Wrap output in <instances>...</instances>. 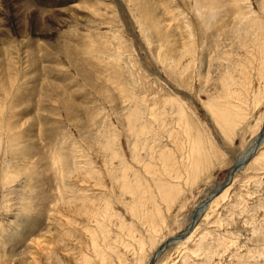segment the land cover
Here are the masks:
<instances>
[{
  "label": "rangeland",
  "instance_id": "rangeland-1",
  "mask_svg": "<svg viewBox=\"0 0 264 264\" xmlns=\"http://www.w3.org/2000/svg\"><path fill=\"white\" fill-rule=\"evenodd\" d=\"M138 2L0 0V120L6 121L8 113L11 121L21 119L17 137L21 133V146L30 149L25 157L19 148L4 144L0 154V264H149L161 246L165 248L152 264H264V141L256 154L234 171L230 183L214 195L264 129V0H143L141 6ZM223 2L232 11L230 18L221 19ZM229 28H233L232 33H228ZM186 50L191 52L190 68L184 66L177 72V60ZM240 60L248 62L245 65L251 68L252 73L247 74L252 81L247 82L246 93L240 94L244 97L242 107L229 106L239 109L235 112L238 117L232 119L236 122L232 123V132V127L225 130L218 123L203 90L219 85L211 83L218 82L211 78L214 71L220 73L222 67L215 70L218 63L229 65L232 68L228 73L238 76L234 69H238ZM210 69L214 70L208 84ZM102 83L108 87H102ZM120 87L125 92L133 88L136 91L133 89L128 98L124 92L122 97L116 90ZM111 93L117 101L112 102ZM67 97L78 105L66 107ZM15 112L20 115L15 116ZM133 117L138 123L134 129L129 125ZM105 123L111 136L101 133ZM145 125L144 131L139 128ZM77 126H86L88 132L83 129L81 135ZM105 135L106 140L112 137L113 146L108 153L103 151L113 160L108 166L89 152L98 140L106 141L101 138ZM94 136L101 139L91 140ZM180 138L192 143L202 138L205 145L199 153L204 156L197 152L192 155L188 147L195 146L188 145L187 140L188 149L181 150L177 145ZM166 145L175 151L171 149L172 160L161 157ZM74 148L87 153L95 165L99 162L104 168L102 177L112 180L105 198H110L111 206L96 213L91 230L79 229L81 237L76 243L70 234L85 223L77 225V219H73L74 224L62 221L59 207V201H66L69 195L67 179L61 177L63 173L68 175L74 165ZM120 152L130 160L129 167L123 169V175L127 172L124 181L128 179L132 187H138L142 199L138 193L139 197L131 199L126 192L131 186L126 181L120 188L116 172L109 168L120 166L115 158ZM6 162L13 167L33 164L41 170L31 194L27 180L7 172L11 166L6 168ZM101 186H95V195L104 190ZM168 190L174 196L171 203L165 197ZM121 191L125 196H119ZM101 198L99 194L98 201ZM209 198L211 204L204 205ZM133 199L140 206L147 204L149 213L162 209L164 219L159 216L150 223L147 212L144 216L131 209L139 207ZM24 201L33 206L31 213L25 214ZM168 203L173 204L171 209ZM194 210H199L196 223L191 220ZM149 223L154 224L152 228ZM193 225L188 236L174 240ZM169 239L172 241L164 245Z\"/></svg>",
  "mask_w": 264,
  "mask_h": 264
},
{
  "label": "bare ground",
  "instance_id": "bare-ground-1",
  "mask_svg": "<svg viewBox=\"0 0 264 264\" xmlns=\"http://www.w3.org/2000/svg\"><path fill=\"white\" fill-rule=\"evenodd\" d=\"M139 2V5H140V1H143V0H138ZM243 1V0H242ZM192 2V1H191ZM219 2V1H218ZM217 2V3H218ZM234 2H236V1H234ZM132 3V2H131ZM221 3V2H220ZM142 4V3H141ZM146 4V3H145ZM219 4V3H218ZM248 4V3H247ZM138 5V6H139ZM141 6V5H140ZM253 6V5H252ZM218 7H220L221 8V6H219L218 5ZM142 8V7H141ZM151 9V8H150ZM149 9V10H150ZM230 9H231V7H230ZM30 10V9H29ZM148 10V9H147ZM221 10L223 11V16H221V19L224 17V16H226L225 18H230V16H231V14H232V11L231 10H229L228 9V7L225 5L224 6V2H223V5H222V8H221ZM152 12H154L153 10H151ZM225 11V12H224ZM31 12V11H30ZM139 12H140V10H139ZM144 12V11H143ZM149 12L150 11H147V13L146 14H148L149 15ZM151 12V13H152ZM238 12V11H237ZM145 14V15H146ZM240 14V13H239ZM151 16V15H150ZM149 16V17H150ZM153 16V15H152ZM154 16H156V15H154ZM240 17V16H239ZM145 18V17H144ZM156 18V17H155ZM220 19V18H219ZM220 19V20H221ZM157 20V19H156ZM246 20V18L244 19V21ZM147 21H149V20H147ZM150 21H151V19H150ZM253 21V20H252ZM154 22V21H153ZM157 22V21H156ZM226 23H227V21H226ZM161 24V23H160ZM159 24V25H160ZM154 25V24H153ZM147 26V25H146ZM146 26H145V28H146ZM162 26V25H161ZM156 27V26H155ZM162 27H164V26H162ZM165 28V27H164ZM249 29V28H248ZM156 31H157V28H156ZM228 33H232V31H233V28H229L228 30ZM160 32V31H159ZM158 32V33H159ZM164 32H165V30H164ZM155 33V32H154ZM3 34V33H2ZM99 34V33H98ZM172 34V33H171ZM175 34V33H174ZM101 35V34H100ZM148 35V34H147ZM165 36H166V34H165ZM164 36V37H165ZM259 37V36H258ZM94 38V37H93ZM166 38V37H165ZM236 38V37H235ZM234 38V39H235ZM260 38V37H259ZM156 39V38H155ZM164 39V38H163ZM262 39V38H261ZM95 40V39H94ZM230 40V39H229ZM73 41V40H72ZM172 41V40H171ZM175 42V41H174ZM179 42V41H178ZM164 44V43H163ZM84 45V44H83ZM175 45V44H174ZM195 45V44H194ZM255 45V44H254ZM166 46V45H165ZM172 46H173V44H172ZM196 46V45H195ZM218 46H220V45H218ZM258 46H259V42H258ZM11 47V46H10ZM175 47V46H174ZM185 47V46H184ZM75 48V47H74ZM95 48V47H94ZM179 48V47H178ZM218 48V47H217ZM76 49V48H75ZM175 49V48H174ZM239 49H241V48H239ZM243 49V48H242ZM77 50V49H76ZM93 50V49H92ZM96 51L97 52H99L97 49H96ZM182 51V50H181ZM30 52V51H29ZM180 52V51H179ZM241 52V51H240ZM242 52L243 53H245L243 50H242ZM241 52V53H242ZM93 52H91V56L92 55H94V54H92ZM242 53V54H243ZM219 54V53H218ZM86 55V54H85ZM103 55V54H102ZM241 56H243V55H241ZM245 57V56H244ZM65 58V57H64ZM91 58H93V57H91ZM206 58V57H205ZM261 58V57H260ZM29 59V58H28ZM96 59V58H95ZM94 59V60H95ZM106 59V58H105ZM177 59V58H176ZM190 59H191V52L189 51V50H186L185 51V53L184 54H181L180 55V57H179V59L177 60V63H176V71L178 72V71H182V70H184V66H187V67H189V63H190ZM90 60V59H89ZM101 60V59H100ZM99 60V61H100ZM215 60H216V57H213V61H212V63H214L215 62ZM245 60V59H244ZM259 60V59H258ZM14 61V60H13ZM12 61V62H13ZM16 61V60H15ZM102 61V60H101ZM10 62V61H9ZM18 62V61H17ZM33 62V61H32ZM31 62V63H32ZM88 62V61H87ZM95 62H97V61H95ZM238 62V61H237ZM241 62V60L239 61V63ZM260 62V61H259ZM26 63V62H25ZM34 63V62H33ZM92 63H93V61H92ZM211 63V64H212ZM242 63V62H241ZM238 64L237 63V70H235L234 68V72L236 71L237 72V74H239L238 76H237V78H236V76H234L233 75V73L232 74H230L231 72H229L228 73V69L230 70L232 67H230L229 65L227 66V67H223L222 65H221V63H218L217 65H216V69L215 70H218V69H220L221 67V69H220V73L218 72V74L216 75V73H215V71H214V75L211 77V72L214 70V69H210L209 70V73H208V75L206 76L207 78H206V80H207V83L208 84H210V81H209V79H210V77L212 78V79H215L216 81H218V82H211V83H218L219 85H215V87H213L212 89H208V88H206V86L204 87V90H203V92H205L206 94H207V97H208V99H209V105H210V109L212 110V113L214 114V116L216 117V119H217V121H218V123H220V125H221V127L223 128V129H230V127H232V125L234 124V123H236V122H232L233 120V118H235L236 117V115H237V113H235V112H238V110L237 111H235L234 110V108H230L229 106L231 105V106H238L239 108H241L242 106H241V104L244 102V97L243 96H240V94H244V93H246V91L244 90V88L248 85V83L250 82V80L249 79H251V81H252V76L249 78L248 77V74L250 73H252L251 72V68H249V66L248 65H245V64H247V63H245L244 64V62L242 63V64ZM261 63V62H260ZM260 63L258 64V65H260ZM24 64V63H23ZM44 64V63H43ZM207 64V63H206ZM22 65V64H21ZM98 65V64H97ZM213 65V64H212ZM251 65V64H250ZM83 66V65H82ZM257 66V65H256ZM14 67V66H13ZM88 67V66H87ZM115 68H116V66H114ZM258 67V66H257ZM25 68V67H24ZM23 68V69H24ZM114 68V69H115ZM190 68V67H189ZM3 69V68H2ZM261 69H263V68H261ZM110 70V69H109ZM257 70V69H256ZM46 71V70H45ZM91 71H93V70H91ZM115 71V70H114ZM258 71V70H257ZM262 71V70H261ZM14 72V71H13ZM21 72H22V70H21ZM217 72V71H216ZM235 72V73H236ZM249 72V73H248ZM234 73V74H235ZM248 73V74H247ZM240 74L243 76H240ZM264 74V73H263ZM104 75V74H103ZM91 77H93L92 75H90ZM239 77H242V78H240V79H238ZM94 78V77H93ZM114 78H116V77H114ZM114 78H113V80H114ZM90 79V78H89ZM92 79V78H91ZM117 79V78H116ZM93 80V79H92ZM122 80V79H121ZM94 81V80H93ZM116 81V80H115ZM22 82V81H21ZM48 82V81H47ZM54 82V81H53ZM125 82V81H124ZM248 82V83H247ZM263 82V81H262ZM30 83V82H29ZM94 83V82H93ZM112 83V82H111ZM122 83V82H121ZM2 84V83H1ZM56 84V83H55ZM109 84V83H108ZM114 84H116V86L118 85L119 86V84H117V83H114ZM125 85H126V83H124ZM7 85V84H6ZM53 85H54V83H53ZM103 85L105 86V84H103L102 83V87H103ZM113 85V84H112ZM264 85V84H263ZM55 86H57V85H54V87ZM59 86V85H58ZM114 86V85H113ZM128 86V85H127ZM212 86V85H211ZM214 86V85H213ZM259 86V85H258ZM257 86V87H258ZM69 87V86H68ZM105 87H108V86H105ZM109 87H110V85H109ZM112 87V86H111ZM209 87V86H208ZM124 88V87H123ZM128 88V87H127ZM63 89V88H62ZM110 89V88H109ZM113 89V88H112ZM126 89V88H125ZM130 89V88H129ZM134 89V88H133ZM133 89H131V92H132V90ZM238 91H237V90ZM116 90H118V92H119V94L123 97L124 96V90H122L121 89V87H120V89L119 88H117ZM241 90H244V91H241ZM260 90V89H259ZM108 91V90H107ZM134 91H136L135 89H134ZM241 91V92H240ZM249 91V90H248ZM255 91H256V89H255ZM110 92H112V91H110ZM128 89H126V94H125V97H127L128 98V95L131 93ZM62 93V92H61ZM97 93V92H96ZM104 93H106V90H105V92ZM116 93V92H115ZM136 93V92H135ZM248 93V92H247ZM256 93V92H255ZM47 94V93H46ZM62 94H64V93H62ZM69 94V93H68ZM118 94V93H117ZM43 95V94H42ZM76 95V94H75ZM111 95V99H112V102L113 101H117L113 96H115L114 94H110ZM257 95V94H256ZM262 95V94H261ZM264 95V94H263ZM61 96H63V95H61ZM65 96V95H64ZM68 96V95H67ZM73 96V95H72ZM45 97V96H44ZM43 98V97H42ZM55 98V97H54ZM109 98V97H108ZM264 98V97H263ZM53 99V98H52ZM65 100H66V98H64ZM67 99H68V97H67ZM125 99V98H124ZM139 99V98H138ZM246 99V98H245ZM56 100H58V98L56 99ZM81 100V99H80ZM79 100V101H80ZM110 100V99H109ZM60 101V100H59ZM61 101H62V99H61ZM75 101V100H74ZM129 101V100H128ZM243 101V102H242ZM54 103H56L55 101H54ZM61 103V102H60ZM62 103H64L63 101H62ZM140 103V102H139ZM64 104H66V107H69V108H74V106L76 107V105H78V104H75L74 105V103L70 100L69 101V99L66 101V103H64ZM64 104H63V107H62V109H64ZM116 104V103H115ZM119 104V103H118ZM19 105V104H18ZM113 105V104H112ZM133 105V104H132ZM17 106V104H15L12 108H15ZM117 106V105H116ZM244 106V105H243ZM4 107H5V104H4ZM7 107V109H8V106H6ZM5 107V108H6ZM27 107V106H26ZM114 107V106H113ZM112 107V108H113ZM181 107V106H180ZM0 108H3V106H1ZM68 108V109H69ZM78 108V107H77ZM143 108H145L144 106H142V109ZM50 109V108H49ZM48 109V110H49ZM51 109H52V107H51ZM66 110H68L67 108H65ZM109 109V108H108ZM117 109V108H116ZM116 109L114 108V110L116 111ZM53 110H55L54 108H53ZM53 110H51L52 112H55V111H53ZM66 110H64V111H66ZM70 110V109H69ZM112 110V109H111ZM119 110H120V108H119ZM180 110V109H179ZM242 110V109H241ZM1 111H3V110H1ZM63 111V110H62ZM63 111V112H64ZM71 111H74V109L73 110H71ZM78 111V110H77ZM118 111V110H117ZM4 112V111H3ZM23 111H21V113H22ZM49 112V111H48ZM51 112V113H52ZM62 112V113H63ZM67 112H69V111H67ZM75 112V111H74ZM174 112V111H173ZM180 112V111H179ZM240 112V111H239ZM26 113H28V112H26ZM56 113V112H55ZM66 113V112H65ZM116 113V112H115ZM3 114V113H2ZM23 114V113H22ZM50 114V113H49ZM68 114V113H67ZM116 114H118V113H116ZM121 114V113H120ZM20 115V113H18V112H15V116H19ZM57 115V114H56ZM76 115V114H75ZM241 115V114H240ZM2 116V115H1ZM6 116V121H3V120H0V154H1V151H2V149H3V147H4V144L6 145V147L7 148H11V146H13V147H16L17 148V150H18V148H19V151H20V153L21 154H24V156L25 157H27L28 156V151L30 150L29 149V147L28 146H26V145H23V147L21 146V144H22V142H23V140L21 141V133H20V135H19V137H17V130H18V128H19V122H20V120L18 119V120H14V121H11L10 120V118H11V115H9V113L8 114H6L5 115ZM68 116V115H67ZM243 116V114L241 115V117ZM3 117H4V115H3ZM3 117H1V118H3ZM36 117V116H35ZM71 117V116H70ZM237 117H238V115H237ZM37 118V117H36ZM43 118V117H42ZM74 118L77 120V118L78 117H75L74 116ZM73 118V119H74ZM14 119V118H13ZM48 119V118H47ZM46 119V120H47ZM73 119H71V120H73ZM74 119V120H75ZM238 119V121H239V118H236V120ZM241 119V118H240ZM51 120V119H50ZM73 120V121H74ZM76 120H75V122H76ZM134 120V117L132 118V121H129V125H130V127H132L133 129L134 128H136V127H138L137 126V120L136 121H133ZM235 120V119H234ZM37 121V120H36ZM42 121V120H41ZM53 121V120H52ZM177 121V120H176ZM237 121V122H238ZM241 121V120H240ZM243 121V120H242ZM82 122H84L83 120H82ZM178 122H180V123H184V122H181V121H178ZM23 123V122H22ZM31 123V122H30ZM44 123V122H43ZM78 123H79V121H78ZM171 123V122H170ZM233 123V124H232ZM80 124H82V123H80ZM94 124V123H93ZM108 124V123H107ZM107 124L105 123V125L106 126H104L105 127V129H104V131L103 132H101V133H104V134H109L110 136H111V134H110V132H111V130H110V127L109 126H107ZM179 124V123H178ZM184 124H186V123H184ZM30 125H32V124H30ZM182 125V124H181ZM236 125H239V123L238 124H236ZM21 126V125H20ZM39 126V125H38ZM123 126H125V125H123ZM188 126V125H187ZM3 127H5V132L3 131ZM30 127V126H29ZM94 127V126H93ZM112 127V126H111ZM146 127V125L145 126H141V127H139L141 130H143L144 128ZM181 127V126H180ZM77 128H78V131H79V133L82 135L83 133L81 132L83 129H84V132H88V130L86 129V126H83V127H80V126H77ZM189 128V127H188ZM236 128V130H237V126L235 127ZM90 129V128H89ZM128 129V128H127ZM132 129V130H133ZM174 129V128H173ZM179 129H181V128H179ZM28 130V129H27ZM34 130V129H33ZM124 130H126L125 128H124ZM123 130V131H124ZM130 130V129H129ZM182 130V129H181ZM186 130V129H185ZM233 130H234V128L232 127V132H233ZM235 130V131H236ZM23 131V130H22ZM90 131H92V129H90ZM128 131V130H127ZM144 131V130H143ZM147 131V130H146ZM184 131V130H183ZM234 131V132H235ZM142 132V131H141ZM187 132V131H186ZM31 133V132H30ZM100 133V134H101ZM130 134H131V132H129ZM6 135V141H5V135ZM126 134V133H125ZM148 134V133H147ZM188 134V133H187ZM4 135V136H3ZM181 135V134H180ZM191 135V134H190ZM233 135V134H232ZM2 136H3V138H2ZM102 136V135H101ZM107 135H105L104 137H101V138H103V139H105V137H106ZM174 136V135H173ZM176 136V135H175ZM189 136V134L187 135V137ZM196 136L197 135H195V139H196ZM24 137H25V135H24ZM23 137V138H24ZM29 137V136H28ZM147 137V136H146ZM146 137H144V139L146 138ZM191 136H189V138H190ZM192 137H193V135H192ZM261 137H263L262 139H261ZM34 137H32V139H33ZM97 138L99 139L100 137H96V136H94L92 139H91V137H90V139L91 140H97ZM100 138V139H101ZM107 138V137H106ZM111 138L112 137H110L109 138V140L107 139H105L106 141L105 142H103V140H101V141H99L98 140V142L97 143H95L94 145H92L91 146V148H90V154H93L94 153V155H98V157L101 159V161H103L104 163H106V165L108 166L110 163H112L113 162V160H112V158L110 157V156H106L104 153H103V151H107V153H108V151L111 149V147H113L112 146V143H111ZM188 138V139H189ZM27 139V138H26ZM76 139V138H75ZM89 138L87 139V141H86V144H88V142H89V140H90ZM179 139V138H178ZM202 139V138H201ZM197 139L194 143H192V140H191V142L189 141V140H187V138L186 139H183V138H180V140H179V144H177L178 145V147L181 149V150H186V149H190V151H191V154L192 155H196V152L197 153H199L200 151H202V148L204 147V140L202 139ZM113 140V139H112ZM121 140V139H120ZM119 140V141H120ZM186 140L188 141V145L189 144H191L192 143V145H194L195 146V148L193 147V149H191L192 147H188L187 148V143H186ZM209 140H211V139H209ZM168 141H170L169 139H168ZM263 141H264V129H263V131L261 132V134L259 135V137H258V139L256 140V142L250 147V148H248L247 149V151H246V153H245V155L244 156H241V158L239 159V162H238V164L236 165V167L234 166L231 170H230V173H229V175H228V180L226 181V182H224V184H223V187L225 186V185H227V184H229L230 183V179H231V177H232V175H233V173L234 172H232L234 169L236 170V169H238V168H240V167H242V166H244V164L249 160V157L251 158L254 154H256L255 152H256V149H257V147L258 146H260L262 143H263ZM80 142H83V140L82 141H80ZM103 143H104V146H102L103 145ZM172 143V142H171ZM174 143V142H173ZM10 144V145H9ZM114 144V143H113ZM168 144V143H167ZM210 144H212V143H210ZM85 145V144H84ZM119 145H121L120 144V142L118 143V147H119ZM137 145V144H136ZM165 145V144H164ZM169 145H171V144H169ZM103 147H105V149H107V150H104V148ZM117 147V148H118ZM166 147H167V149L165 148V151L163 152V153H161V157H163V156H167L168 158H170L171 160L174 158L173 157V155H172V151H173V149H172V147H171V149H172V151H171V149H168V147L169 146H167L166 145ZM124 148V147H123ZM135 148V147H134ZM164 148V147H163ZM174 148H176V147H174ZM178 148V149H179ZM15 149V148H14ZM6 151V150H5ZM73 151V153H74V155H73V160H74V165H73V167L72 168H70V172H68V175H65L64 173H63V175H62V173H61V175H62V177H61V179L62 178H66L67 179V182H68V187H66L67 188V190H68V192L69 193H67V197H66V201H59V207L61 208V210L63 211V213H62V221H65V220H68L67 222H72V224H74L73 223V219H74V222L76 221V219L78 220V223H77V225L78 224H82V223H85L84 224V226H79V227H77L76 229H75V231L73 232V233H71L70 234V238H74V241L73 242H75V240L76 239H79V237H81L80 235H81V231L79 230L81 227H83L84 229H86V230H91V228H92V222L93 221H95V218L94 217H96L97 216V212L98 211H104L105 209H106V207L107 206H111L110 204V200L108 201V198L109 197H107V199H105L106 198V196H107V194L109 193L108 192V190H107V186H108V183L111 181L112 182V180L110 179H107L106 177L104 178V177H102V174L104 173L103 171H104V168H102V167H100L101 165H99V162L97 163V165H95L94 163H95V161L91 158H88L87 156V153H82V152H80V151H78L77 149H75L74 148V150H72ZM14 152V150H11L10 151V153L12 154ZM173 152H175V151H173ZM177 152V151H176ZM8 153H9V151H8ZM202 153V152H201ZM16 153H13V156L15 155ZM34 154V153H33ZM9 155V154H8ZM199 156H201V157H203L204 155L203 154H201L200 155V153L198 154ZM12 156V155H11ZM17 156H18V153H17ZM56 156H58V155H56ZM184 156V155H183ZM199 156H198V158H199ZM24 157V158H25ZM32 157V156H31ZM59 157V156H58ZM58 157H56V158H58ZM63 157V155L62 156H60V158L61 159H63L62 158ZM16 158V157H15ZM20 158V157H19ZM96 158V157H95ZM115 158H117L118 159V162H120V166H118L117 168H114V167H109L111 170H113L114 172H116V174L117 175H115V179H116V181H117V179H119V181H120V188H121V186L123 187L124 186V183L127 181V184H128V186L130 185L129 183H128V179H126V181H124L125 180V178H126V175H127V172L125 173V175H123L124 174V170L126 169V168H128L127 167V164L129 163V161L128 160H126L125 159V156H123V154L120 152L119 153V156L118 155H116V157ZM122 158L124 159V160H122ZM183 158V157H182ZM185 158V157H184ZM26 159H28V158H26ZM59 159V158H58ZM170 159H169V161H170ZM201 158H199V160L197 159V162H200L201 160H200ZM96 160V159H95ZM11 161V160H10ZM23 161V160H22ZM140 161V160H139ZM151 161V160H150ZM169 161H167V162H169ZM18 161H16V163H17ZM24 162V161H23ZM173 162V161H172ZM14 163V162H13ZM55 163V161L53 162V164ZM166 163V162H165ZM146 164V163H145ZM148 164V163H147ZM154 164V163H153ZM172 164H174V163H171V164H169V166H171L172 167ZM188 164V163H187ZM105 164H104V167L106 168V170L108 169V171L110 172V169L106 166ZM130 165V164H129ZM150 166H151V162H150V164H149ZM11 166V167H10ZM97 166V167H96ZM177 166V165H176ZM11 168V170H7V172L8 171H12V173H13V175L17 178V179H21V180H27V183H26V185H27V190L30 192L29 194H31V192L32 191H34V189L36 188H34V186H35V182H37V181H39V179H40V174H41V170H39V169H37L38 167H36L35 165L33 166V164L32 165H28V164H25L24 163V165L21 167H13V165H12V163H8V162H6V168ZM178 167V166H177ZM62 168V167H61ZM197 168V167H196ZM2 169H3V167H2ZM124 169V170H123ZM159 169V168H158ZM64 170V169H63ZM100 170V171H99ZM122 170H123V172H122ZM234 170V171H235ZM2 171V170H1ZM14 171V172H13ZM99 171V172H98ZM103 172V173H102ZM123 173V174H122ZM154 173V172H153ZM2 174V173H1ZM0 174V175H1ZM12 175V176H13ZM105 176V175H104ZM138 177V176H137ZM172 177V176H171ZM10 178V177H9ZM170 178V177H169ZM15 179V178H14ZM163 179V178H162ZM173 179V178H172ZM63 180V179H62ZM124 181V182H123ZM21 182V181H20ZM79 182H82L83 184H81V183H79ZM40 183V182H39ZM89 183H91L90 185H89ZM42 184V183H41ZM163 184V183H162ZM167 184V183H166ZM66 185V186H67ZM98 186V185H102L101 187H103L104 188V190L102 191L101 189H99V190H101V192H99L98 193V195H95V193H94V189H95V186ZM140 185V184H139ZM158 185H160L159 187H161V184H158ZM131 186V185H130ZM136 186H137V184H136ZM168 186V185H167ZM176 186H178L177 184H176ZM141 187V186H140ZM24 188V187H23ZM69 188V189H68ZM111 188V187H110ZM138 188V187H137ZM137 188L135 189L134 187H132L131 186V188L129 189V192L128 191H126L127 193H128V195L131 197V199L132 198H135V197H139L140 196V198H141V196L143 197V195H140L137 191ZM142 188V187H141ZM141 188H140V190H141ZM175 188V187H174ZM178 188V187H177ZM146 189V188H145ZM162 189H166V188H162ZM162 189H160L161 190V192H160V195L161 196H163V192H162ZM128 190V189H127ZM147 190H148V186H147ZM175 190V189H174ZM173 190V191H174ZM25 191H26V189H25ZM66 191V190H65ZM64 191V192H65ZM110 191V190H109ZM124 191V192H125ZM142 191V190H141ZM141 191H140V193H141ZM63 192V193H64ZM170 192L171 191H169L168 190V192L165 194L166 196L165 197H168L169 199L170 198H172L173 200H174V196L172 197V195L170 196L169 194H170ZM122 193V194H121ZM121 193H120V195L119 196H125L124 194H123V191H121ZM127 193H126V195H127ZM132 193V194H131ZM139 194V196H138V194ZM159 193V192H158ZM172 193V192H171ZM44 194V193H43ZM99 194H101L102 195V198H101V200L100 201H98L99 200ZM143 194V193H142ZM153 194V193H152ZM173 194V193H172ZM218 194V192H217V190L215 191V193H214V195H217ZM37 195V194H36ZM148 195H149V193H148ZM154 195V194H153ZM152 195V196H153ZM61 196H62V194H61ZM24 197H25V195H24ZM26 198H28V197H26ZM149 198V197H148ZM110 199V198H109ZM130 199V198H129ZM142 199V198H141ZM211 198H209L207 201H205L204 202V205H206V203H208L209 202V200H210ZM22 200V199H21ZM29 200V199H28ZM134 200V199H133ZM173 200H171L170 199V203L173 201ZM30 201V200H29ZM107 201H108V203H107ZM135 201H137V206L140 204V203H138V200H134V202ZM132 202V204H134L133 203V201H131ZM165 202V201H164ZM129 203V202H128ZM143 203V202H142ZM145 203V202H144ZM143 203V204H144ZM170 203H168L167 205L169 206V204ZM210 203V202H209ZM130 204V203H129ZM211 204V203H210ZM135 205V204H134ZM133 205V206H134ZM171 205H173V204H171ZM170 205V206H171ZM131 206V205H130ZM136 206V205H135ZM135 206L134 207H131V209L132 210H134V211H136L137 213H139L140 215H141V212H142V215H144L145 216V212H147V214H148V216L149 217H147V218H149V222L150 223H152L151 221H153V220H157V218L160 216V219H161V217H162V219H164V216L161 214V212L163 213V211H162V209H161V207H160V205H159V207H160V209H161V212L158 210V212L157 211H152L151 213H149L150 211H149V207H148V205L146 204L144 207L142 206V204H141V206L139 205V207L138 208H135ZM168 207V208H170L171 209V207ZM202 206H203V204H202ZM22 207H25V209H24V211H25V214L26 213H31V211L32 210H34V208H33V206L31 205V204H29V202H23V204H22ZM58 207V206H57ZM135 208V209H134ZM150 208L151 209H156L157 210V208L154 206V205H151L150 206ZM200 208H202V207H200ZM199 208V209H200ZM203 208H205V206L203 207ZM23 210V209H22ZM51 210V209H50ZM60 212V211H59ZM160 212V213H159ZM35 214V213H34ZM33 214V215H34ZM29 215V214H28ZM162 215V216H161ZM199 215V210H198V212L195 214V218H194V220H193V222H197V220H199L198 218H197V216ZM202 215V214H201ZM36 216V215H35ZM25 217V216H24ZM34 217V216H33ZM56 217H57V215H56ZM52 218V217H51ZM54 218V217H53ZM146 218V217H145ZM156 218V219H155ZM197 218V219H196ZM30 219H32V217L30 218ZM35 219V218H34ZM57 219V218H56ZM55 219V220H56ZM59 219V218H58ZM152 219V220H151ZM33 220V219H32ZM52 220H54V219H52ZM151 220V221H150ZM165 220H163V222H164ZM27 222H29V221H27ZM66 222V221H65ZM154 222V221H153ZM195 222V223H196ZM63 223V222H62ZM149 223V224H150ZM195 223H194V225H195ZM29 224V223H28ZM64 224V223H63ZM71 224V223H70ZM156 224V223H155ZM157 224H159V223H157ZM156 224V225H157ZM32 225V224H31ZM35 225V224H34ZM66 225H68V224H66ZM76 225V224H75ZM151 225V224H150ZM153 225L154 224H152L151 225V228L153 227ZM155 225V226H156ZM194 225L192 226V227H188L182 234H181V236L179 237V238H174V240H180L181 238H183L184 239V237H186V236H188L189 234H190V232H192L193 231V227H194ZM160 226V224L159 225H157V227H159ZM33 227V226H32ZM65 227V226H64ZM35 228V227H34ZM60 228V227H59ZM74 228V227H73ZM57 229V228H56ZM102 229L104 230L105 228L104 227H102ZM31 230V229H30ZM61 230V229H60ZM152 230H155V229H151V231ZM156 230H157V228H156ZM29 231V230H28ZM27 231V232H28ZM32 231V230H31ZM64 231V230H63ZM73 231V230H72ZM150 231V232H151ZM55 232V231H54ZM56 232H58L57 234H60L59 233V231H56ZM66 232V231H65ZM63 233V232H62ZM83 234V233H82ZM65 235V234H64ZM69 236V235H68ZM58 238V237H57ZM71 240V239H70ZM73 240V239H72ZM50 241V240H49ZM36 242V241H35ZM174 242V241H173ZM55 243H56V241H55ZM76 243V242H75ZM82 243H83V241H82ZM87 243V241H85L84 242V244H86ZM33 245H34V242L32 243ZM137 244V243H136ZM140 244V243H139ZM173 244V243H172ZM50 245H51V243H50ZM52 245H54V243L52 244ZM56 246V245H55ZM58 247V246H57ZM162 247V249L163 248H165V246H161ZM37 248V247H36ZM45 248H47L46 246H45ZM56 248V247H55ZM135 248H136V246H135ZM47 249H51L50 247H48ZM46 249V250H47ZM58 249V253H59V250H60V248L58 247L57 248ZM62 249V248H61ZM159 249V248H158ZM161 249V250H162ZM33 250H34V248H33ZM42 250V249H41ZM161 250L160 251H158L157 250V252L155 253V257L153 258V260H152V262H150L149 264H152L155 260L154 259H157L158 258V256L160 255V252H161ZM154 253V252H153ZM31 254H32V252H31ZM32 255H34V254H32ZM38 256V255H37ZM39 256H41V255H39ZM43 257V256H42ZM46 258V257H45ZM28 260H31V258H29ZM28 260H26V261H28ZM34 261V260H33ZM85 261H87V260H85ZM30 262V261H29ZM39 262H41V261H39ZM24 264V263H23ZM31 264V263H30ZM35 264V263H34ZM39 264V263H38ZM41 264V263H40Z\"/></svg>",
  "mask_w": 264,
  "mask_h": 264
},
{
  "label": "water",
  "instance_id": "water-1",
  "mask_svg": "<svg viewBox=\"0 0 264 264\" xmlns=\"http://www.w3.org/2000/svg\"><path fill=\"white\" fill-rule=\"evenodd\" d=\"M234 170H235V169H234ZM234 170H233L232 172H234ZM222 189H223V185L221 184L220 187L218 188L217 192H220ZM196 210H197V209H196ZM196 210H194L193 213H192V217H191V220H192V221H193L194 218H195ZM191 223H192V222H191ZM171 241H172V240L169 239L168 241H166V242L164 243V245L170 243ZM161 249H162V247H159L158 251H160Z\"/></svg>",
  "mask_w": 264,
  "mask_h": 264
}]
</instances>
